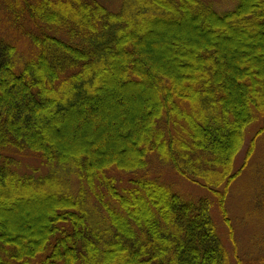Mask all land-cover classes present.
Returning <instances> with one entry per match:
<instances>
[{"label": "trees", "instance_id": "obj_1", "mask_svg": "<svg viewBox=\"0 0 264 264\" xmlns=\"http://www.w3.org/2000/svg\"><path fill=\"white\" fill-rule=\"evenodd\" d=\"M107 6L0 0V264H264V214L244 254L227 202L264 135V0Z\"/></svg>", "mask_w": 264, "mask_h": 264}, {"label": "rangeland", "instance_id": "obj_2", "mask_svg": "<svg viewBox=\"0 0 264 264\" xmlns=\"http://www.w3.org/2000/svg\"><path fill=\"white\" fill-rule=\"evenodd\" d=\"M104 5H108L110 9H115L118 7L120 0H100ZM214 8L219 12H226L232 10L237 0H210ZM22 44L19 48V57L22 54ZM183 65V64H182ZM183 68H187V65L184 63ZM261 122H257L252 125L247 132L245 146L238 155L235 165L236 168H239L244 163L245 151L247 149L248 142L254 133L261 126ZM22 159V171L39 174H46L50 172L51 167H45L37 159L33 157H21ZM253 160V159H252ZM169 166L162 165L157 158L152 157L150 159V166L148 168L147 176L153 179H157L165 185L172 188V190L179 192L187 198H197L200 196H205L206 194L202 192L199 188L194 186L191 183H188L171 171ZM32 169H38L33 171ZM119 181L123 184H127L128 180L132 179L131 176H127L121 173L115 174ZM228 207L230 211V217L232 222L236 226H241L243 229L237 235V239L241 243V250L244 254L246 252H251L253 247L257 243H260L262 240L263 234L260 236V230L256 227V224L260 226L259 223L255 220L257 216H263L264 214V135L260 137V140L257 143V154L255 159L251 161L248 168L245 169V172L240 178V180L231 188L230 195L227 199ZM259 207H263L257 211ZM259 212V213H258ZM262 219V217H260ZM263 221V220H259ZM221 232L224 236V229H221ZM257 233V235H255ZM255 235V236H254ZM225 239V236H224ZM225 243H228L225 239ZM230 248V247H229ZM264 249V242L260 244V250ZM257 254V252H256Z\"/></svg>", "mask_w": 264, "mask_h": 264}]
</instances>
